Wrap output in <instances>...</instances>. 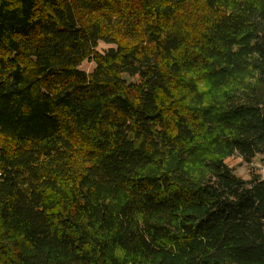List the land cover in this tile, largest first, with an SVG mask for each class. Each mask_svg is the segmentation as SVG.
<instances>
[{
	"label": "trees",
	"instance_id": "1",
	"mask_svg": "<svg viewBox=\"0 0 264 264\" xmlns=\"http://www.w3.org/2000/svg\"><path fill=\"white\" fill-rule=\"evenodd\" d=\"M258 154L264 0H0V264H264Z\"/></svg>",
	"mask_w": 264,
	"mask_h": 264
},
{
	"label": "rangeland",
	"instance_id": "2",
	"mask_svg": "<svg viewBox=\"0 0 264 264\" xmlns=\"http://www.w3.org/2000/svg\"><path fill=\"white\" fill-rule=\"evenodd\" d=\"M98 49L101 52H105L113 44L100 41ZM95 67V63L90 60H85L81 63L82 68L86 72H91ZM226 163L235 169L236 174L239 177L249 179L252 173H258L261 178H264V154H258L252 162H246L243 157L239 155L230 156L227 158Z\"/></svg>",
	"mask_w": 264,
	"mask_h": 264
}]
</instances>
